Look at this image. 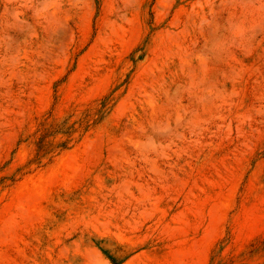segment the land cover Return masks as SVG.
I'll return each mask as SVG.
<instances>
[{"label": "rangeland", "instance_id": "1", "mask_svg": "<svg viewBox=\"0 0 264 264\" xmlns=\"http://www.w3.org/2000/svg\"><path fill=\"white\" fill-rule=\"evenodd\" d=\"M0 177V264H264V0H0Z\"/></svg>", "mask_w": 264, "mask_h": 264}, {"label": "trees", "instance_id": "2", "mask_svg": "<svg viewBox=\"0 0 264 264\" xmlns=\"http://www.w3.org/2000/svg\"><path fill=\"white\" fill-rule=\"evenodd\" d=\"M70 116H67L65 118H62L61 120H57L56 122L52 123V129H54L55 133H59V132H68V128H70V126H67V119ZM63 129H67L66 131H63ZM4 179V177H0V183L2 182V180ZM211 264H222L220 263H211Z\"/></svg>", "mask_w": 264, "mask_h": 264}]
</instances>
